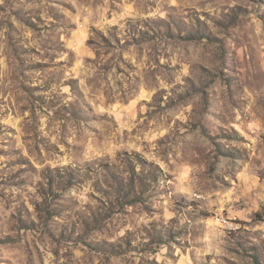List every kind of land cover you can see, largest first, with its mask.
<instances>
[{
	"label": "rangeland",
	"instance_id": "374dc122",
	"mask_svg": "<svg viewBox=\"0 0 264 264\" xmlns=\"http://www.w3.org/2000/svg\"><path fill=\"white\" fill-rule=\"evenodd\" d=\"M0 264H264V0H0Z\"/></svg>",
	"mask_w": 264,
	"mask_h": 264
}]
</instances>
